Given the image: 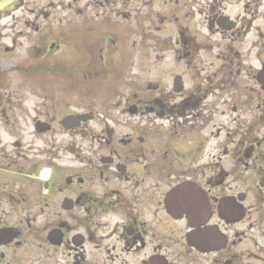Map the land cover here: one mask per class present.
Returning a JSON list of instances; mask_svg holds the SVG:
<instances>
[{"label":"flooded vegetation","instance_id":"flooded-vegetation-1","mask_svg":"<svg viewBox=\"0 0 264 264\" xmlns=\"http://www.w3.org/2000/svg\"><path fill=\"white\" fill-rule=\"evenodd\" d=\"M263 69L264 0H19L0 264H264ZM93 73L111 80L86 97Z\"/></svg>","mask_w":264,"mask_h":264},{"label":"rangeland","instance_id":"rangeland-1","mask_svg":"<svg viewBox=\"0 0 264 264\" xmlns=\"http://www.w3.org/2000/svg\"><path fill=\"white\" fill-rule=\"evenodd\" d=\"M79 18H75L74 20H70V22H78ZM68 23V22H67ZM66 23V24H67ZM136 64L133 65L134 67L137 66V58L135 60ZM154 72L151 73H146V80L148 79H157L159 78V74L158 72H156V69L153 70ZM106 75L112 76L111 73H106ZM136 75V79L138 80H143V77L145 76V72H137L136 68L133 69V73L132 76ZM105 76V75H104ZM109 76H105L103 77L101 75V73H93L92 77H87L86 79H82V86H86V97H92V96H98L100 95L99 91L97 90L96 86H104L106 84L109 83V81L111 80V78ZM134 77V76H133ZM246 91H249L248 89ZM72 94L76 97H71L72 102H78V97H79V92L80 89L77 88L75 90L71 91ZM251 95H254L253 97L255 98L257 96L256 93H254V91L250 92ZM262 97L264 98V93H262ZM264 103V100H263ZM68 136L65 135L62 132V128L60 127H56V131H55V137H54V156L55 157H60L61 159L58 161L59 165H63V161H66L67 157H64L61 153L58 154L57 151L58 149H55V147H59V145H62L63 143H67L68 141ZM39 145L41 146V142H39ZM60 148V147H59Z\"/></svg>","mask_w":264,"mask_h":264},{"label":"water","instance_id":"water-1","mask_svg":"<svg viewBox=\"0 0 264 264\" xmlns=\"http://www.w3.org/2000/svg\"><path fill=\"white\" fill-rule=\"evenodd\" d=\"M16 1L17 0H0V12L12 9Z\"/></svg>","mask_w":264,"mask_h":264}]
</instances>
